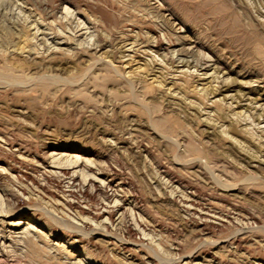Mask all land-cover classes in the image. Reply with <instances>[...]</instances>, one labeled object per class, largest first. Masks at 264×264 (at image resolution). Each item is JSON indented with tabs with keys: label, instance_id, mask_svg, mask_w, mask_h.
<instances>
[{
	"label": "rangeland",
	"instance_id": "rangeland-1",
	"mask_svg": "<svg viewBox=\"0 0 264 264\" xmlns=\"http://www.w3.org/2000/svg\"><path fill=\"white\" fill-rule=\"evenodd\" d=\"M186 260L264 264V0H0V264Z\"/></svg>",
	"mask_w": 264,
	"mask_h": 264
},
{
	"label": "bare ground",
	"instance_id": "bare-ground-1",
	"mask_svg": "<svg viewBox=\"0 0 264 264\" xmlns=\"http://www.w3.org/2000/svg\"><path fill=\"white\" fill-rule=\"evenodd\" d=\"M247 12V11H246ZM244 15V14H243ZM250 25V24H249ZM258 25L260 26V23L257 21V24L255 25V27H258ZM182 39H183V43H182V45H181V49L180 50H178V56L180 57V58H183V57H193V52L195 51V49H196V47L195 46H191L192 44H190V43H188V40H187V38H186V36H184V37H182ZM156 45V44H155ZM188 45H189V48H188ZM159 46V45H158ZM117 71V70H116ZM5 83V82H4ZM18 83V82H17ZM22 86V85H21ZM52 155V154H51ZM57 155V154H56ZM55 154H54V156H56ZM53 157V156H52ZM77 157V156H76ZM53 158H55V157H53ZM78 158V157H77ZM72 159V158H71ZM54 160V159H53ZM56 161H57V159H55ZM54 160V161H55ZM87 161H83V162H81V160L80 159H77V162H76V164H75V166H76V168L77 169H89V168H92V167H88V166H90L89 164H88V162L86 163ZM54 163V162H53ZM200 166H201V169H203V171L205 170V172H206V174H210L212 177H213V180H215V182L216 183H218V184H220V186L222 187V189L223 190H225V191H231V190H235L236 188H237V185H233V184H229V182H223L222 180H220V179H218V178H216V176L213 174V172H210L211 171V168L209 167V166H205V165H202V164H200ZM53 168H55V166L53 167ZM56 168H58L60 171H61V174L63 175V176H70V178H71V181H72V185L74 186V187H76V186H78V184H76V182H77V180H78V172H73V174H71L72 173V171H71V169L70 168H65V167H63V166H59V167H57L56 166ZM74 168V167H73ZM77 171V170H76ZM50 172V171H49ZM89 177V176H88ZM68 178V177H67ZM90 178V177H89ZM87 180H88V178H87ZM262 181V180H261ZM96 182L97 181H95L94 179H89V181H88V183L87 184H85L86 186H83V192H84V195L86 196V197H89V195H88V188L89 187H92V188H94V191L96 192V193H103L104 192V185L103 186H101V185H98V184H96ZM247 184H249V185H256V184H258V182H257V178L256 177H254V176H252V177H250L249 176V178H247L246 179V181H245ZM105 184V183H104ZM107 184V186H105V187H107V188H110L111 189V193H106V196H107V201H108V204L112 201H115V204L117 205V207L121 210V206H120V204H119V202H117V198H118V196H117V194H116V191L117 190H113L114 188H115V186H114V183H113V181H111V182H109V183H106ZM105 184V185H106ZM188 187H189V189H193V187L191 186V185H188ZM236 187V188H235ZM116 189V188H115ZM239 190V189H238ZM241 191V190H240ZM94 192V193H95ZM91 193V192H90ZM93 193V194H94ZM118 193V192H117ZM120 193V192H119ZM175 194H176V192H175ZM183 194V195H182ZM182 194H178V195H176V198H178V199H180V203H182L183 205H184V207H186V208H188V210H189V212H191L192 214H194V215H196L197 216V218H200V220H202V221H204V220H209V219H212V218H214V219H216V220H219L220 222V224L221 223H226V222H228V220H238V215H239V213L238 214H236L235 212H234V216L232 217V216H230V217H227V216H223V215H221V214H219V213H215L211 208H209V207H207V206H203V205H201L193 196H190V195H185L184 193H182ZM85 197V198H86ZM120 199V198H119ZM108 204H104V205H102V207H101V210L98 212V214L97 213H95V217H101V218H104L107 214H109V211H108ZM71 206L72 207H74V208H80V205H77V203H71ZM82 207V206H81ZM86 207V206H85ZM83 208V207H82ZM186 212V211H185ZM124 213V212H123ZM93 215V214H92ZM123 215V214H122ZM121 216V215H120ZM195 216V217H196ZM106 220V219H105ZM211 222V221H210ZM243 222H244V219H243ZM229 223V222H228ZM237 223V222H236ZM215 224V223H214ZM220 224H219V226H220ZM240 224H242V222L240 223ZM240 224L238 223V226H240ZM25 225V226H24ZM27 225V226H26ZM228 225V224H227ZM245 225V224H244ZM12 226H13V228L12 229H14V230H16L15 232H14V234L17 236V237H19V239H22L23 237H24V235H27V234H29V233H32V232H30L31 230H32V226L30 225V224H26L23 220H19V221H17V222H14L13 224H12ZM242 226V225H241ZM25 227H27V228H25ZM243 227V226H242ZM244 228V227H243ZM246 229H247V227H246ZM243 230V229H242ZM13 231V230H12ZM11 232V231H10ZM241 232H245V228H244V230L243 231H241ZM11 233H13V232H11ZM241 234V233H240ZM12 235V234H11ZM13 236V235H12ZM11 236V237H12ZM15 236V237H16ZM30 236V235H29ZM9 239V238H8ZM17 240V239H16ZM234 240H236V241H238V244H240L241 242H242V239L241 238H237V237H235L234 238ZM19 241V240H18ZM3 243L2 244H6V243H8V240L7 239H3V241H2ZM22 242V241H21ZM231 247H232V245H230ZM240 247V246H239ZM187 258H191V256H189V257H187ZM185 264H190V261H187L186 260V262H185Z\"/></svg>",
	"mask_w": 264,
	"mask_h": 264
}]
</instances>
